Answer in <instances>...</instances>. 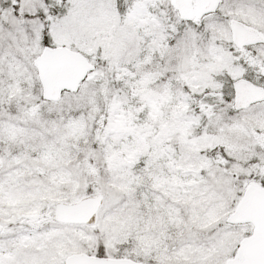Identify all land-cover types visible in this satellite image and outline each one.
Wrapping results in <instances>:
<instances>
[{
  "label": "snow or ice",
  "instance_id": "snow-or-ice-1",
  "mask_svg": "<svg viewBox=\"0 0 264 264\" xmlns=\"http://www.w3.org/2000/svg\"><path fill=\"white\" fill-rule=\"evenodd\" d=\"M0 264H264V0H0Z\"/></svg>",
  "mask_w": 264,
  "mask_h": 264
}]
</instances>
